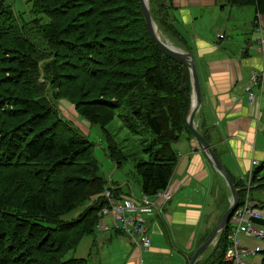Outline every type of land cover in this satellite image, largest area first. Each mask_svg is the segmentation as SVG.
<instances>
[{
    "label": "trees",
    "instance_id": "trees-1",
    "mask_svg": "<svg viewBox=\"0 0 264 264\" xmlns=\"http://www.w3.org/2000/svg\"><path fill=\"white\" fill-rule=\"evenodd\" d=\"M8 1L0 0V157L9 158L15 151L14 140L22 141L15 152L18 154L14 163L0 159V264H6L3 259L9 264H88V259L65 257L75 251L83 237L95 235L102 205L93 204L92 214L80 209L90 196L99 194L105 179L99 174L93 150L86 149L88 144L93 146L92 143L78 128L66 122L55 106V100L61 97L59 88L67 81L65 73L85 68L94 75V66L111 68L101 73L114 80L112 90L110 86L104 87L105 90L103 87L97 89L107 98L117 99L119 104L108 105L113 112L127 108L138 86L147 85V92L139 95L141 110L133 117L136 122L128 121L125 127L130 131L135 126L142 127L151 136L145 141L155 153L143 150L151 161L142 160L137 165L142 192L149 196L168 187L178 161L173 144L185 134L192 135L187 123L192 93L190 73L186 66L163 54L152 40L140 0H34L33 18L28 22L19 21L15 5ZM46 1L51 6L43 11ZM152 1L156 3L157 0ZM241 1L231 0L233 6ZM248 2L255 3L256 14L264 15V0L245 1ZM132 7L141 14L140 18ZM64 12L70 14L66 23L60 26L58 20L54 24L55 17L62 18ZM5 16L9 20L2 18ZM254 18L256 22L257 17ZM154 21L157 24L155 18ZM164 23L168 25L166 13ZM10 31L16 35H10ZM171 32L177 37L176 30L172 28ZM62 53L69 59L63 63ZM101 54H106L105 61L93 57H102ZM74 60H77L76 66L72 65ZM161 60L164 67L159 65ZM168 67L181 71L171 78L166 73ZM76 91L78 97H82V85L77 86ZM160 102L164 109L158 106ZM52 117L54 122L49 125ZM34 118H39V122L27 132V124ZM55 134L66 136V140H56ZM76 140L85 146L78 145ZM159 140L161 143L157 144ZM110 150L108 156L115 161L117 151L112 146ZM82 155H90L86 157L89 161H83L86 167L74 169ZM38 162L42 167L36 168ZM115 162L121 166L125 160ZM69 165L72 167L64 169V174L71 176L59 175L58 182L62 187L70 183L73 188L68 185L67 191L58 195L55 188L52 192L47 190L55 169ZM77 172L81 177L72 176ZM263 172L264 161L256 166L251 179L253 185L260 179L262 182L250 191H264ZM246 183L243 182V187ZM235 187L239 189L236 184ZM250 191L240 190V206ZM14 207L15 210L11 209ZM258 207L264 210V200ZM75 210L78 212L73 213ZM77 214L81 217L75 224ZM260 224L264 227V219ZM230 234L228 225L218 239L215 257L206 264H231L225 262ZM15 244L17 248L13 247ZM262 254L264 264V251Z\"/></svg>",
    "mask_w": 264,
    "mask_h": 264
},
{
    "label": "crops",
    "instance_id": "crops-1",
    "mask_svg": "<svg viewBox=\"0 0 264 264\" xmlns=\"http://www.w3.org/2000/svg\"><path fill=\"white\" fill-rule=\"evenodd\" d=\"M162 2L169 27L178 32L174 37L180 44L177 46L191 53L196 62L202 105L195 116V126L216 152L240 194V190L247 188L243 182L248 174L256 169L254 162L264 161V75L252 87V76L264 74V59L259 50L264 16H255V22L251 11L249 21L235 27V9L226 6L224 0ZM213 17L219 18L210 28L217 30V41L209 38L210 30H206ZM220 35L224 37L221 39ZM173 148L178 161L167 187L172 199L163 207L162 216L148 220L151 250L141 253L120 235L123 239L114 233L98 232L86 237L88 264H105L103 253L112 247L107 253L108 257L117 254L112 264H189L196 250L210 237L230 205V191L193 134L182 136ZM117 185L123 195H135L134 188L126 194L124 185ZM142 194L141 191L136 197ZM250 197L259 206L264 191H250ZM241 243L251 248L261 244L244 235ZM206 252L198 263L207 261ZM260 256L250 257L246 264H261Z\"/></svg>",
    "mask_w": 264,
    "mask_h": 264
},
{
    "label": "rangeland",
    "instance_id": "rangeland-1",
    "mask_svg": "<svg viewBox=\"0 0 264 264\" xmlns=\"http://www.w3.org/2000/svg\"><path fill=\"white\" fill-rule=\"evenodd\" d=\"M10 1H12L13 4L15 5V11L18 15V19L20 22H28V21L32 20V18H33L32 13H34L33 6H36V3L34 0H10ZM10 1H8V3L11 4ZM245 1L246 0H242L241 4L239 2V4L235 5V6L232 5L231 0H224V2H223L229 8L235 9L233 11V13H234L233 18H234V22H235V27H237L239 23L241 25H243L242 24L243 22H248L249 19L251 18L252 13H253V16H257L260 18L262 16H264L261 13L256 14L255 9H254V6H255L254 2L245 3ZM3 2H5V0H3ZM149 3H150V8H151V13L157 22L156 25L158 26V31L160 32L161 37L164 40L170 42L175 47L180 49V47L177 46V44H178L177 41L171 35L172 34V32H171L172 27H169V25H166L164 23V13L165 12H164L162 5H161V4H163V2L160 3V0H157L156 3H154L152 0H149ZM45 5L46 6H44L42 8V10L48 11L50 9L49 6H51V3L46 1ZM158 6H160V8ZM132 9L135 11V15H137L140 18L141 14L138 13V11H136L135 7H132ZM158 9H160V12ZM251 11H252V13H251ZM62 14H64V16L62 18H56L55 17V20L53 21L54 24H57L58 20H60V22H59L60 26H63L64 23H66L65 19L70 14H66L65 12ZM49 15L50 14H48V16ZM2 18H4L5 20H9L8 16L2 17ZM217 19H219V18L213 17L212 19L208 20L211 24H210V27H207V29H206V30H210L208 33V37L215 40V41H217L215 38V33L217 30L215 28H213V29H210V28L214 25V23ZM67 20L69 21L70 18H68ZM37 21L40 22L41 20L37 17ZM166 22L169 23L167 15H166ZM8 33L12 36L16 35V33L14 31H10ZM231 34L232 35L234 34L233 31L231 32ZM223 37H224L223 35H220L221 39ZM178 45H180V44H178ZM101 55H102V57H97V56H93V57L96 58V60L105 61L106 57H104V56L106 54H101ZM62 56H63L62 63L69 60L66 57V53H62ZM160 58H161V56H160ZM76 61L77 60H74L72 62V65L76 66V63H77ZM78 62H79V60H78ZM81 64H80V66H81ZM159 65L164 67L162 60L159 62ZM105 69H108V71H110L111 68L107 67V65L106 66H94V75H91V73L89 74L90 70L87 71V69H85V68H82L83 72L81 69H78V71L74 70V71L66 72L65 75L67 76V81L63 82L62 87L59 88V91H60L59 93H60L61 97H60V99L55 100L54 103H56L55 106L57 107L60 116H62L66 120V122H68L71 126H73V127L75 126L76 128H78V130L84 136H86L87 139L93 145V146H91L88 144L86 149L88 150L91 147V152L93 150L94 156L98 162V163L95 162V166L97 167V164H98L99 174L105 179V183H102V190L100 189L98 192L104 194L106 190H112L116 195H123V193H121L120 190L118 191V189H120V188H113V186H118L117 184H122L126 188V189H124L126 194L131 192L130 188L132 187L135 190V192H133V193H135V196H137L142 191L141 190V179H140V176L137 172L138 171L137 165L139 163H142V160L151 161V159L148 156H145L143 154V150L147 149V151H145L144 153L148 152L150 154H154L155 151H153L152 148H148V147H150V145L147 146L145 139L146 138L150 139L151 136L148 135L146 130H144L142 127L140 128L138 126H135L134 129L130 131L125 127L126 126L125 124H127L128 121H131L132 123L136 122L133 119V117H136V115L141 110L140 105L138 104L139 97H140L139 95H142L145 92H147V90H145L147 85L141 83V85L138 86L136 96L131 98L130 102L128 103L127 108H130V110H127V108L122 107L121 110H119V111L116 110L113 112V110L110 109L108 105L113 104V106H114V104H119L116 101L117 99L112 98L111 96H109V98H107L106 94L104 92L98 91V89H97V87H103L104 88V87L110 86V88L112 90V86H113L112 83L114 80L107 78V76H103L104 72L101 73V71H103ZM178 71H181V70L168 67L166 70V73L168 74L169 77L174 78V76L177 74ZM79 85H82V87H83L82 97H78V94L76 91L77 86H79ZM104 90H105V88H104ZM113 93H115V92H113ZM158 106L161 109H164L163 103L160 102L158 104ZM76 120H79L78 121L79 123ZM89 120L91 122H93L94 124L91 123ZM262 121L264 123L263 118H262ZM38 122H39V118H34L32 122L28 123L27 127H26L27 132H30L31 131L30 127H32L34 124H37ZM51 122H54L53 117L50 119L49 125H51ZM34 127L36 130H38V128H39L38 125H35ZM51 128H52V126H51ZM22 134L25 137H27V134L24 133V131H22ZM55 135H56L55 138L58 141H65L66 140V136H64V135H59V134H55ZM71 136L76 137L77 135L72 134ZM21 141H22V139H20L19 141L14 140V142L12 144L13 148H15L14 154L10 150L9 153L11 152V156L9 158H7V156H2V157H0L1 161L14 163L15 162L14 161L15 156L18 154L15 152L17 150L18 145L21 143ZM76 143L78 145L85 146L84 144H80V142L77 140H76ZM160 143H161V140H159L157 142V144H160ZM110 146L114 147V150L117 151V156L115 157L116 160H119V161L125 160L124 163H120L121 166H118L115 162L116 160L113 161L108 156L109 154H111L110 153L111 152ZM119 156H121L122 158ZM86 157H90V155H82L80 161L76 162L74 164L73 168L74 169L75 168L80 169L82 167H86V165H85L86 163L83 162V161H89V159H86ZM37 167H42V164L40 162H38L36 164V168ZM70 167H72V166L71 165L61 166V167L58 166L55 169V171L51 174V178H50V181L48 183L47 190L51 189V192H52V189L55 188L58 191V193H57V195H58L61 192L67 191L68 185H69V188H73V185L70 183L69 184L66 183V186L62 187L59 185V182H58V179L60 178L59 175H62V177H65V175L71 176V174H64V173H66V170H64V169H66V168L70 169ZM252 173H253V171H251L248 174L247 188H246L247 191H250L255 186V185H253V183L251 181ZM263 175H264V172H263ZM37 176H39V175H36V177ZM72 176L81 177V173L77 172L75 175H72ZM34 180L35 179H33L32 181H34ZM72 181H74V178L72 179ZM106 182H107V184H106ZM260 182H262L261 179L258 181H255V183H260ZM75 186H76V183H75ZM75 186H74V188H76ZM144 194L145 193H143L142 195H144ZM127 195H129V194H127ZM93 200H95V198L92 196H90L87 200H85L82 204V206L84 205V208H81L80 211L83 210L85 213H86V211H88L87 212L88 214H92L93 210H94V209H92V207H94L93 206V204H94ZM243 201H244L243 204H248L251 208L258 210V206L256 204L254 205L251 202L253 200L250 199L249 193H246V197ZM168 202L162 203L161 208H158V210L156 212H154L151 217H155L157 215L162 216L163 212H164L163 207ZM11 209L15 210V207L11 208ZM77 210H79V209H77ZM77 210H75L73 213H77L78 212ZM77 216H78V214H77ZM80 217H81V215H79L77 218H75V224H78L80 222V221L76 220V219H79ZM260 222H261L260 220L256 221L257 225L262 226V230L264 231V227H263V225L260 224ZM260 226H259V228H261ZM213 231H212V233H213ZM114 234L117 235L118 233H114ZM117 236H119V235H117ZM32 238L35 240L34 237H32ZM118 238L123 239L120 236ZM204 238L205 237H203V240H204ZM251 238H253V239H255L261 243L259 246L255 245L260 250L254 256L261 255L260 256V257H262V263L261 264H263V254L262 253L264 251V238L261 240H258L256 238V236H251ZM124 239H125V241L128 240V242L130 243L128 238L124 237ZM18 243H20L19 240H18ZM6 245H5V248H6ZM13 247L17 248V244L13 245ZM133 247H135V246H133ZM151 247H152V245H151ZM215 247L210 249V251L206 252L208 259L206 262L203 261L202 264L208 263L212 258L215 257V255H213V253L216 249ZM18 248H19L18 250H20V247H18ZM113 248L114 247H112L110 249H105V251L103 253V256L105 258L104 259L105 264H112L113 258H115L117 256V254H115V256H114V254L109 256V257L107 256V253ZM150 250H151V248H150ZM150 250L146 251L145 249H139V251L141 253H147ZM88 251H89L88 242L86 241V237H83V239L80 241L78 247L76 246L75 251H72L71 253L69 252L65 258L69 259V258L74 257L76 259H85V258H88L87 257ZM254 256H252V257H254ZM24 258H26V257L24 256ZM225 262H227V261L225 260ZM3 263L9 264L4 259H3ZM95 264H97V261L95 262Z\"/></svg>",
    "mask_w": 264,
    "mask_h": 264
},
{
    "label": "built area",
    "instance_id": "built-area-1",
    "mask_svg": "<svg viewBox=\"0 0 264 264\" xmlns=\"http://www.w3.org/2000/svg\"><path fill=\"white\" fill-rule=\"evenodd\" d=\"M259 45L264 59V36L260 38ZM263 75L255 73L252 76V87L259 84L260 77ZM248 90L251 91L252 88ZM254 98L251 93V99ZM254 165H258V162H254ZM171 198L172 192L169 188L159 191L154 196L144 194L139 197L116 195L112 190H106L102 195V201L96 198L93 200L94 204L102 205L96 231L118 233L117 235L128 238L136 248L148 251L151 248L148 220L158 208H161L162 203L170 201ZM263 219L264 210L261 208L257 210L248 204L239 205L229 223L231 234L229 235L230 246L225 254L227 263L246 264L250 257L259 252L258 247L243 246L241 236L250 238L256 236L258 240L263 239L264 231L256 223Z\"/></svg>",
    "mask_w": 264,
    "mask_h": 264
},
{
    "label": "water",
    "instance_id": "water-1",
    "mask_svg": "<svg viewBox=\"0 0 264 264\" xmlns=\"http://www.w3.org/2000/svg\"><path fill=\"white\" fill-rule=\"evenodd\" d=\"M140 4H141L143 16L146 21V25L148 27V31L151 35L152 40L157 45V47L167 57L186 66L189 70L190 78H191V86H192V102H191L189 115L187 118L188 126L192 134L195 136L196 140L202 147L204 153L206 154L209 163L212 165L214 170L218 172L219 175L223 178L231 194V201L227 211L221 217L213 233L206 240V242L203 243L196 250L192 259L189 262V264H197L203 257V254L211 247H214L216 245L219 237L228 227L234 212L238 209L240 205L239 190L235 187L232 178L228 174V171L226 170V168L224 167V165L222 164L216 153L214 152L212 146L197 130L195 126V116L202 105V92H201L198 70L193 55L191 53L183 51L182 49L175 47L170 42L164 40L161 37L160 32L158 31V26L156 25L154 18L152 16L149 0H140Z\"/></svg>",
    "mask_w": 264,
    "mask_h": 264
},
{
    "label": "bare ground",
    "instance_id": "bare-ground-1",
    "mask_svg": "<svg viewBox=\"0 0 264 264\" xmlns=\"http://www.w3.org/2000/svg\"><path fill=\"white\" fill-rule=\"evenodd\" d=\"M115 188H118V186H114ZM102 193H99V194H97V195H94L93 197L94 198H96V199H98L99 201H102ZM124 196H135V195H124ZM136 197V196H135ZM100 213V212H99Z\"/></svg>",
    "mask_w": 264,
    "mask_h": 264
}]
</instances>
